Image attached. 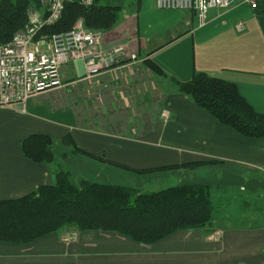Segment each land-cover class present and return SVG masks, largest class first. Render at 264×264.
<instances>
[{"label": "crops", "instance_id": "1", "mask_svg": "<svg viewBox=\"0 0 264 264\" xmlns=\"http://www.w3.org/2000/svg\"><path fill=\"white\" fill-rule=\"evenodd\" d=\"M151 2L136 0L132 11H119L126 15L120 23L118 17L111 30L97 31L101 51L122 47L118 66L87 76L81 63H71L61 71L66 89L28 99L24 111L0 108V201L52 185L60 169L79 182L139 193L209 184L203 175L211 170L225 169L228 184L240 186L263 178L264 139L244 138L221 125L178 93L172 80L188 82L204 73L234 84L264 114V0L211 10L203 27L190 11L159 10ZM147 60L164 75L150 71ZM162 110L170 113L167 122ZM32 135L52 139L50 164L22 154L21 142ZM67 135L82 151L132 171L198 166L137 175L75 154L62 141ZM219 231L213 223L145 246L113 233L67 228L30 244L0 243V264H264V229H227L217 238Z\"/></svg>", "mask_w": 264, "mask_h": 264}, {"label": "trees", "instance_id": "2", "mask_svg": "<svg viewBox=\"0 0 264 264\" xmlns=\"http://www.w3.org/2000/svg\"><path fill=\"white\" fill-rule=\"evenodd\" d=\"M115 2L93 0L91 6L85 7L77 0L68 1L61 19L54 26L41 30L39 36L48 38L66 33L79 20L88 30L109 31L118 21L121 10ZM30 7L40 8V0H0V44L9 42L14 33L24 27ZM253 10H257L256 5ZM145 65L154 74L164 75L156 63L147 60ZM172 82L178 93L188 97L197 108L221 125L244 138L264 139V114L255 112L234 84L204 73H194L188 82ZM62 141L70 145L75 154L108 163L79 149L69 135ZM52 146L51 138L32 135L21 142V151L26 159L34 163L50 164L53 161ZM108 164L137 175L198 166L187 164L132 171ZM214 214L210 188L206 185H179L139 193L131 188L87 181H81L76 186L69 173L59 170L52 185L41 186L18 199L0 201V243L30 244L63 229L74 228L78 232L113 233L151 246L179 231L211 227Z\"/></svg>", "mask_w": 264, "mask_h": 264}, {"label": "built area", "instance_id": "3", "mask_svg": "<svg viewBox=\"0 0 264 264\" xmlns=\"http://www.w3.org/2000/svg\"><path fill=\"white\" fill-rule=\"evenodd\" d=\"M68 1L74 0H40V8H28L24 27L14 33L9 42L0 44V108L14 107L24 111L28 99L63 88L61 71L71 63H81L87 76L103 74L119 65L122 47L101 51L99 34L86 29L80 20L66 33L48 38L39 36L41 30L54 26L61 19ZM77 1L85 7L93 3V0ZM235 3L236 0H156V7L190 11L198 26L203 27L211 10L225 11ZM251 7L253 9L255 4ZM243 29V23L236 25L238 32ZM160 118L167 122L169 112L162 110Z\"/></svg>", "mask_w": 264, "mask_h": 264}, {"label": "rangeland", "instance_id": "4", "mask_svg": "<svg viewBox=\"0 0 264 264\" xmlns=\"http://www.w3.org/2000/svg\"><path fill=\"white\" fill-rule=\"evenodd\" d=\"M146 1L151 2L152 0ZM153 1L156 5V0ZM116 2L121 6L123 11L128 12L132 11L133 7L137 5L136 0H116ZM125 16L126 15H118L119 23ZM129 16L132 15H127V17ZM60 170L63 171L62 169ZM226 173L225 169H222L221 174L211 170L203 175L204 179L209 182V184L205 185L210 188V196L214 204L215 214L213 223L222 231L233 228L249 230L264 229V176L263 178H260V176L254 178V186L243 183H241L243 186H240L238 185L240 183L236 182L235 184L239 187H235L234 182L231 180L230 182L232 184H228ZM71 180L76 186L80 183L79 181ZM222 231L217 232L215 237L220 238Z\"/></svg>", "mask_w": 264, "mask_h": 264}]
</instances>
